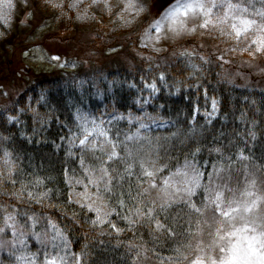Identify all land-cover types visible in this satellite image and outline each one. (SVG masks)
<instances>
[{
    "label": "clouds",
    "instance_id": "9594fccd",
    "mask_svg": "<svg viewBox=\"0 0 264 264\" xmlns=\"http://www.w3.org/2000/svg\"><path fill=\"white\" fill-rule=\"evenodd\" d=\"M21 2L28 3V0ZM45 5L58 13L57 22L63 20L69 30L75 29L72 35L80 42V54L69 53L67 61L55 64L56 68L63 67L66 73H71L69 78L81 67L103 74L97 61L104 60L105 52L119 51L116 45L124 48L121 58L133 79L142 72L143 79L149 81V97L159 91L156 83H152L155 80L165 88L172 83L173 94L179 93L181 86H203L200 77L195 78V83L183 85L165 78L169 65L175 64L179 57L195 55L207 65L213 63L211 57L223 56L226 64L238 62V67L254 68V75L264 77V67L257 64V61H264V51L254 47V41L264 38V0H135V3L130 0H42L39 7ZM6 7L11 8L12 2ZM170 13H174V17ZM241 21L249 23L247 30H243ZM237 28L241 29L239 35ZM145 37H149L147 42ZM209 39L213 42L209 43ZM193 40L204 52L194 46L185 47ZM244 54L249 59H241ZM240 75V71L235 73V76ZM79 83L83 84L84 80ZM123 83L136 90L132 103L141 112L120 113L113 108L108 112L111 116L108 123L112 127L107 130L102 127L103 122L97 124L77 115V123L69 128L71 138L67 155L82 157L79 172L72 168L63 176L56 166L68 164L71 168V162L49 154L48 164L42 169L44 177L38 176L35 170L26 174L20 156L8 146L11 135L0 132V264H48L49 261L90 264L92 246L101 242L102 237H106L103 242L113 248H125L122 259L126 264H191L198 255H202L208 264L213 258L219 264L227 252L214 243L218 221L225 232L249 225L248 235L260 238V234H264V144L255 158L250 146L258 138L256 122H252V128L246 133H237L223 148L210 149L221 155L225 149L238 155L230 165H217L210 183L201 185L199 169L192 165L195 175L191 181H168V194L165 195V186L156 184L153 188L152 184L162 169L168 167L170 152L180 144L187 146L189 139L199 142L208 130L203 126L188 129L196 136H186L176 120H172L175 131L153 132V127L162 129L169 123L160 114L164 105H158L156 112L150 113L148 105L153 100L142 98L144 89L133 80ZM229 83H234V79ZM98 98L102 100L103 96ZM7 107L0 103V112ZM20 111L31 112L34 118L39 116L35 107L25 106ZM16 119L18 117L6 114L8 123ZM49 119L51 116H44L40 124H47ZM121 121L125 122L123 127ZM101 130L107 133L106 137L100 134ZM40 133L41 128L35 127L32 135L39 136ZM245 136L250 140H245ZM85 137L86 142L81 144ZM55 147L59 149L60 145ZM75 147L80 148L79 153L72 151ZM195 151L199 152L200 148L196 147ZM113 153L117 155L113 156ZM88 158L95 163H89ZM149 169L154 173L152 177L145 175ZM61 178L69 186L67 193L56 187ZM49 179L53 181L52 187L47 186ZM78 186L83 187V193L78 191ZM90 186L96 187L97 191L89 195ZM198 189L204 196L194 201ZM121 192L130 199H122ZM217 192L223 194L226 206L240 205V212L232 219L221 220L215 215L213 199ZM65 195L66 200L62 198ZM36 205H39L38 209ZM129 208L131 211L126 213ZM246 208L250 210L246 211ZM53 210L60 213L61 221L67 218L63 228L50 215ZM89 212L94 213V217H89ZM120 221L125 222L124 227L120 226ZM140 228L148 230V241L121 239L129 231L138 232ZM69 233L84 238L78 254L71 252L73 241L69 239ZM29 238L38 247L33 249ZM169 244L174 255L160 256L157 248ZM224 247L227 248V238ZM108 264H116V261Z\"/></svg>",
    "mask_w": 264,
    "mask_h": 264
},
{
    "label": "trees",
    "instance_id": "16d2710c",
    "mask_svg": "<svg viewBox=\"0 0 264 264\" xmlns=\"http://www.w3.org/2000/svg\"><path fill=\"white\" fill-rule=\"evenodd\" d=\"M12 2V7H6L7 3ZM135 3V0H130ZM42 0H28V3H22L21 0H0V103L8 107L0 112V132L5 135H11L9 147L15 150L23 162L26 174L34 170L40 177L45 176L43 167L48 164L47 157L54 154L56 157L71 162V168L68 164H59L57 169L66 176L75 168L81 171L79 164L80 155L68 157V140L71 138L69 128L77 123L76 116L83 115L88 121H95L101 124L107 130L112 125L108 123L111 116L108 112L113 108L117 112L127 113L134 111L137 114L141 112L133 103L132 99L136 95L135 89L128 88L123 81L133 80L140 88L144 89L142 98L152 99L153 103L148 105V111L155 113L158 105H164L160 109V114L169 120L165 128L158 129L153 127V132L169 130L175 131L172 120H176L177 126L186 136H196L195 132L189 133L187 130L203 126L208 131L203 138L197 142L195 139H189L187 146L180 144L178 148L170 152L168 157V167L163 168L154 179V183L159 184L163 175L174 173L178 170L188 174L191 179L195 173L191 168L195 165L199 169V179L201 185L208 184L212 180V173L217 165H230L232 161L238 159L235 151L224 150L223 155L212 153L213 147H221L229 143V140L235 138L237 133H246L252 128V122L255 121V130L258 138L251 142L253 158L261 152V146L264 144V90L249 86H241L236 83H229L230 79L225 74L224 58L216 56L211 57L213 63L203 64L195 55L189 57L176 58L175 64L169 65V73L165 77L168 81H179L181 85L185 83H195V78L200 77L203 83L202 87L185 88L181 86L180 92L175 93V87L172 83L165 88L159 80L152 81L156 83L159 91L154 96L149 97L147 93L149 81L143 79V73H139L133 79L132 74L125 67V62L121 57L108 58L109 56L121 55L124 48L120 45L115 47L117 52L104 53V60L97 61L98 67L103 71H86L84 67L77 70L75 76L66 73L64 70H53L50 72L39 71L35 73L27 85H24L22 76L18 75L15 68L17 61L21 60V53L33 42V37L38 35L41 28L46 29L40 35L39 42L46 49L51 50V46L59 45L68 56L69 53L78 55L81 52L79 40L72 35L75 29L69 30L65 21L57 22L56 16L45 5L39 7ZM86 19V18H85ZM10 25V26H9ZM31 37V39H30ZM30 42V44H29ZM209 42V41H208ZM209 43H212L210 41ZM196 47L200 52H204L193 40L185 47ZM210 52L211 49L209 48ZM130 55L134 56V53ZM223 66V67H222ZM163 76V74H161ZM84 80L83 84L79 80ZM8 90L7 98L3 93V88ZM103 96V99H99ZM43 97V98H42ZM216 101L215 111L212 108V102ZM7 101H9L7 103ZM25 106L35 107L39 116L34 118L31 112H21L20 109ZM79 109V111H77ZM213 110V111H212ZM212 111V112H210ZM206 116L215 113L214 117ZM54 113V115H52ZM6 114H11L18 119L8 123ZM209 114V115H208ZM51 116L48 123L40 124L41 118ZM125 122L121 121L123 127ZM35 127L41 128L39 136H33L32 132ZM203 131V129H201ZM111 136V133H110ZM245 140L250 137L245 136ZM176 143V141H173ZM60 145L59 149L55 145ZM199 147L200 151L196 152L195 148ZM182 149V150H181ZM73 152L79 153L80 148L75 147ZM248 149H245L247 154ZM230 158V159H227ZM89 163H95L88 158ZM110 163V162H109ZM31 165V166H30ZM231 171V168L229 167ZM47 186L52 187L53 181L47 180ZM57 188L63 189L64 193L69 191L66 181L61 178ZM91 192H96L97 188L90 186ZM78 191L83 193V187L78 186ZM198 196L193 197L194 201L202 199L204 193L198 189ZM67 199L65 195L62 197ZM87 197H85L86 199ZM121 198L126 201L130 199L124 192H121ZM72 207H78L73 205ZM35 208H39L36 205ZM131 209H127L126 213ZM55 217L56 222H60V227H64L67 218L61 221L59 212L53 210L50 213ZM94 213L89 212V217H94ZM113 221L117 219L114 215ZM120 226L124 227L125 222L120 221ZM69 239L73 241L71 252L78 254L83 237L76 238L73 233H69ZM106 237L101 238V242L92 246V256L90 264H108L109 261H116V264H126L122 259L125 254V248H113L110 244L104 243ZM124 241H135L143 239L149 240V232L146 228H140L138 232L129 231L126 236L121 237ZM31 247H38L37 243L32 240ZM157 253L162 257L174 255L172 245H166L164 248H157Z\"/></svg>",
    "mask_w": 264,
    "mask_h": 264
},
{
    "label": "snow or ice",
    "instance_id": "6c2138e0",
    "mask_svg": "<svg viewBox=\"0 0 264 264\" xmlns=\"http://www.w3.org/2000/svg\"><path fill=\"white\" fill-rule=\"evenodd\" d=\"M174 17V13H170ZM243 30H247L249 23L247 21H241ZM235 27V26H234ZM237 35L240 34L241 29H236ZM257 51H264V38H260L254 41ZM155 84L152 85V88L155 89ZM213 110L216 109V101L212 102ZM91 134V132H89ZM102 136H107V133L101 130L100 133ZM87 137L81 139L80 143L84 144ZM117 153H113V156ZM145 175L152 177L154 173L149 169L145 171ZM165 189L164 194L167 195V185L168 181H164ZM197 186H199V181L197 180ZM152 187H156V183L153 182ZM213 207L215 209V215L221 220H230L233 218L235 213L240 212V205L237 204L235 207L226 206L223 200V194L217 192L213 199ZM194 210L203 215L200 212L199 208ZM246 211H249L250 208H246ZM218 226L215 230V241L214 243L221 247L222 251L227 252L225 257H222L219 261V264H264V234H260V238L256 236L248 235L250 230L249 225H244L242 228L233 227L230 231L225 232L223 230V224L219 221L217 222ZM227 238V248L224 247V241ZM260 245V246H258ZM48 264H54V261H49ZM191 264H208V262L203 258L202 255H198L191 260ZM211 264H217V261L213 258Z\"/></svg>",
    "mask_w": 264,
    "mask_h": 264
},
{
    "label": "rangeland",
    "instance_id": "374dc122",
    "mask_svg": "<svg viewBox=\"0 0 264 264\" xmlns=\"http://www.w3.org/2000/svg\"><path fill=\"white\" fill-rule=\"evenodd\" d=\"M168 13H165L167 15ZM46 29L41 28L40 32H38V35L33 37L30 42H33L31 46H28L20 55L21 60L17 61V64L15 68L18 71V75L22 76V79L24 81V85H27L30 81L32 82L33 75L35 73H38L39 71L42 72H50L53 70H64L63 67L56 68L55 64L58 62H61L62 60L67 61L68 54L65 51H60L58 49H62L61 46H51V50L46 49L44 46L41 45L39 42L41 39H39L42 32H44ZM159 31L158 29L156 30ZM150 35V34H149ZM149 37H145V42H147ZM31 39V37H30ZM209 42L212 41L211 39L208 40ZM29 42V44H30ZM193 42V41H191ZM213 42V41H212ZM256 45H254L255 47ZM121 57V55L117 56H109L108 58H117ZM222 60H224L225 63V57L221 56ZM49 59H51V64H49ZM235 59V58H234ZM241 59L247 60L249 59L247 54H244ZM257 64L261 67H264V61H257ZM254 68H240L238 67V62L233 64H226L225 63V74L230 79H234V83L241 85V86H249V87H255L264 90V77L254 75ZM237 71H240V76H235V73ZM244 77H247L248 79L245 80ZM3 88V87H2ZM3 93L7 98H11L12 96H8V90L6 88H3ZM9 101H7L8 103ZM36 117V116H35ZM170 181L173 183H176L181 180H189L188 174L185 172H182L181 170H178L174 173H169L166 175H163V177L160 180V183L162 184V187L164 185V181ZM31 243L33 242L31 238Z\"/></svg>",
    "mask_w": 264,
    "mask_h": 264
}]
</instances>
